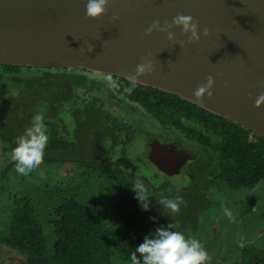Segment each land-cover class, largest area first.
I'll return each mask as SVG.
<instances>
[{"label":"water","instance_id":"95a60500","mask_svg":"<svg viewBox=\"0 0 264 264\" xmlns=\"http://www.w3.org/2000/svg\"><path fill=\"white\" fill-rule=\"evenodd\" d=\"M84 3L0 0V65L129 81L144 56L153 71L135 84L177 96L264 139V98L258 97L264 93V0H108L106 13L95 19L84 15ZM177 13L191 16L208 35L189 43L179 26L170 29L173 41L155 30L145 35L153 20L171 23ZM209 75L212 95L198 103L192 92ZM151 139L148 160L158 170L180 166L169 141Z\"/></svg>","mask_w":264,"mask_h":264},{"label":"trees","instance_id":"16d2710c","mask_svg":"<svg viewBox=\"0 0 264 264\" xmlns=\"http://www.w3.org/2000/svg\"><path fill=\"white\" fill-rule=\"evenodd\" d=\"M109 77L110 81L107 82L103 76L83 70L0 65V102L6 100L0 110L4 111L6 122L9 125L11 122L19 137L30 124V121L29 124L21 122L24 115L29 111L36 114V109L29 107L39 105V113L44 117L49 136L44 151L47 157L42 158L41 164L53 160L68 161L64 157L49 158V154L68 149L76 151L77 136L84 137L82 131L89 130V127L96 128L99 121L103 122L100 102L110 101L116 94L117 105L125 106L126 94L128 100L150 113L169 134H173L171 126H175L174 129L180 130L189 140L220 136L216 144L215 171L219 181L229 188L249 189L264 179V139L253 136L251 140L248 138L249 132L240 126L177 96L138 84L133 87L129 81ZM62 82H65L67 91L65 97H51L52 86L62 87ZM78 90L82 93L78 94ZM22 96H25L27 104L30 103L28 107L19 106ZM58 108L68 113L74 122L71 143L59 131L67 129V122L56 115ZM95 144L97 142H92V147ZM83 160L69 161L90 173V179L95 177L97 186L102 185L97 199L79 200L70 192L60 194L46 218L42 219L37 215L28 194L18 192L9 195L10 217L4 233L0 234V243L22 256L26 264H130L129 253L142 241L147 231L155 230L134 198L131 187L136 181L127 180L125 176L118 177L98 163ZM12 166V162L6 163L0 172V179H5L6 172ZM81 179L85 180L83 176ZM72 188L78 189V185ZM145 189L150 205L158 202L154 200L153 190L149 186H145ZM234 264H264V253L245 252L241 260Z\"/></svg>","mask_w":264,"mask_h":264},{"label":"flooded vegetation","instance_id":"af4514ba","mask_svg":"<svg viewBox=\"0 0 264 264\" xmlns=\"http://www.w3.org/2000/svg\"><path fill=\"white\" fill-rule=\"evenodd\" d=\"M103 80L108 82L110 77L103 76ZM124 99L127 102L125 106L117 105L116 94L110 101L100 102L99 111L103 112V114L101 113L103 122L100 126L105 127L108 133L101 140L97 138L99 137L97 128L91 129L89 127V130L83 131L85 135H83V140L87 147H92V142H97L93 145L97 148V152L92 157L82 151V147L76 150L78 155L82 152L85 153L83 155L86 157L83 161L98 163L105 169L112 170L118 177L138 178L133 171L127 170L126 152L128 144L134 139L143 138L146 159L161 174L180 175L182 172H186L192 180L198 179V186L194 187V194L203 193L201 199H205H203L204 208H206L204 210L205 218L200 225L198 224L200 219H198L199 222L195 225L190 223L183 226L181 223L180 227L184 228L186 235L202 242L209 257L208 264H234L241 260L245 252L264 253V179L259 180L249 189L235 190L229 188L227 184L219 181L215 171L216 144L220 141V136L213 135L209 139L203 138L197 141L195 139L189 140L184 137V133L180 130L174 129L175 126H171L173 134H169L150 113L134 101L128 100L126 94H124ZM108 111H113V114H109ZM59 131L63 137L70 140V143L72 142L73 133H70L68 129H59ZM87 133L97 134V137L88 140L86 138ZM152 134L159 139L163 138L169 141L173 145L174 150L179 154L180 166L160 171L148 160ZM248 138L253 140V135L249 134ZM70 151L72 150L68 149L49 155L62 156L64 154L66 156L64 158L68 161L77 159L78 157ZM203 181L206 182L203 183ZM222 200H226L227 206H219L218 202ZM225 210L231 215L226 214ZM216 258H220V260L216 261Z\"/></svg>","mask_w":264,"mask_h":264},{"label":"rangeland","instance_id":"374dc122","mask_svg":"<svg viewBox=\"0 0 264 264\" xmlns=\"http://www.w3.org/2000/svg\"><path fill=\"white\" fill-rule=\"evenodd\" d=\"M64 86L65 82L62 84V87L59 86V88L58 85H55V87L52 86L51 97L63 99L65 97L64 95H66L67 93ZM77 93L79 94L82 92L78 90ZM25 99V96L19 98V106L21 108L22 105L27 106L30 104H27ZM37 99L39 101V98ZM5 102L6 100H1V108L2 106H4ZM29 108L32 110L36 109V113L41 112V107L39 105H37V107L33 106ZM53 108L55 107H52V109ZM31 112L32 111H29V114L26 113L28 115L25 114L24 119H22L21 122L26 121L25 123L29 124L28 121H30L32 115H34ZM118 112L120 113V111ZM56 113V115L67 122L68 131L70 133H74V122H72V118L69 116V114H66L65 111H62V108H58L56 110ZM108 113L113 114V111H108ZM5 118L4 111L0 110V172L4 169L6 163L11 162L10 153L12 148L15 147V142L18 136V133L16 132V129H14V127L11 125V122L9 121V125V123L6 122ZM101 123L102 122L99 121V123H97L99 126H96L99 137H97V134L87 133L91 138L97 137L98 139L102 140L104 137H106V133H108V130H106V128L103 126H100ZM90 137L87 136L88 140H90ZM76 140L77 148L82 147V151L88 153L90 157H92L97 152L96 147L86 146L83 137L77 136ZM159 140L161 142L164 141L163 138L162 140ZM70 153H72L74 156H77V159L86 157V155H83L85 154L84 152L78 155L77 151L72 150L70 151ZM126 155V158L128 160L127 170L133 171L138 178L132 179L126 176L125 179L136 181V183L137 181H139L144 185V187H152L153 193L155 194L154 200L156 201H159L162 196L171 197L175 195H180L184 201L178 212L168 213L166 215L160 214L159 211L162 210V206L158 205V203H155L154 205L151 204L149 206V209L145 211V217L149 220L148 223H150L152 226L154 225V228L171 224L172 230L181 232H184V228L180 227L181 223L183 224V226H186V224L188 225L190 223L195 225L197 222H199L198 219H200V222L198 224H201L202 220L205 218L206 213L204 210L206 208H204L205 199H201L203 193L194 194V187L198 186L197 178L192 180L191 176H189V174H186V172H182L180 175H172V173H168L166 175L161 174L147 161L145 156V143L143 138L141 137L134 139L130 144H128ZM46 157V155L43 156V158ZM50 157L57 159L66 156L49 155V158ZM64 160H53L49 163L40 164L35 171L25 176L17 174L14 171L13 166L6 172L5 179H0V234L4 233V228L8 225L11 210V203L9 200L10 194L18 192H25L26 194H28L33 201L37 215L42 219L46 218L45 216L48 214L50 208H52V206L55 205V203L58 201L60 194L64 195L67 194V192H70L71 195L76 196V198L79 200H84L86 198L97 199L100 196L102 185L97 186L95 177L93 179H90V173L88 174L84 172L82 168H80L79 166H75L71 161ZM82 176L85 178V180H88V184L85 180L81 179ZM192 181L194 183H191ZM205 182L206 181H203V183ZM76 184L78 185V189L72 188ZM218 203L219 206H227L226 200H222L221 202L219 201ZM149 217H156V219L153 221L150 220ZM148 233L150 232L147 231V234ZM47 237L49 238V236ZM217 260L219 261L220 258H216V261ZM0 264L26 263L22 256L0 243Z\"/></svg>","mask_w":264,"mask_h":264},{"label":"clouds","instance_id":"9594fccd","mask_svg":"<svg viewBox=\"0 0 264 264\" xmlns=\"http://www.w3.org/2000/svg\"><path fill=\"white\" fill-rule=\"evenodd\" d=\"M107 3L108 0H85L84 15L87 18L95 19L105 14ZM116 19L117 16L113 14L112 20L115 21ZM175 26H179L181 34L185 35L189 43L200 39L201 36L208 35L207 28H200L198 31L196 21L191 16L180 13H177L171 19V23L167 20L163 23L159 20H153L145 29V35L155 30L164 32L166 38L173 41L174 33L170 29ZM182 43L180 42L178 45L181 46ZM87 51L90 53L92 46H88ZM152 71V60L146 59L144 56L140 57V62L136 64L134 73L129 77L130 84L134 87L137 77ZM212 86V76H206L204 82L196 86L192 92V97L198 103H202V97H211ZM258 97L264 98V93H259ZM48 141L49 136L46 131L44 117L37 112L32 115L30 125L17 137L15 147L11 150L10 159L14 171L21 176L29 175L35 171L42 162ZM131 188L140 209L147 211L150 201L146 196L144 185L137 181ZM156 203L162 206V210L159 211L160 214L166 215L178 212L184 201L180 195H175L171 197L162 196ZM225 212L231 215L227 210ZM149 219L154 221L156 217H149ZM128 258L130 264H208L209 261L208 254L201 241L186 235L185 232L172 230L171 224L158 226L154 231L144 235L142 241L129 253Z\"/></svg>","mask_w":264,"mask_h":264}]
</instances>
